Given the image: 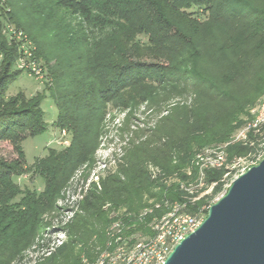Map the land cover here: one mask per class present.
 I'll list each match as a JSON object with an SVG mask.
<instances>
[{
  "label": "trees",
  "instance_id": "1",
  "mask_svg": "<svg viewBox=\"0 0 264 264\" xmlns=\"http://www.w3.org/2000/svg\"><path fill=\"white\" fill-rule=\"evenodd\" d=\"M0 11L29 42L56 107L53 124L70 135L26 164L22 141L45 131L42 98L6 95L20 72L10 70L17 51L0 25V142L16 152L0 156V264L92 259L115 211L133 241L141 217L174 203L190 214L210 206L234 163L262 150L264 123L245 140L232 136L264 94V0H0ZM112 110L124 125L140 124L116 128L129 135L117 174L103 164L88 180ZM209 149L224 161L202 167L199 186L195 160ZM23 174L41 178L42 189L21 188L14 177ZM72 183L77 197L63 203ZM50 228L67 239L55 244ZM28 249L37 254L23 263Z\"/></svg>",
  "mask_w": 264,
  "mask_h": 264
},
{
  "label": "rangeland",
  "instance_id": "2",
  "mask_svg": "<svg viewBox=\"0 0 264 264\" xmlns=\"http://www.w3.org/2000/svg\"><path fill=\"white\" fill-rule=\"evenodd\" d=\"M0 25H1V35L3 39L6 41L8 48L14 46L16 47L17 56L14 58L11 64V72H20L18 77L8 86L6 91L7 96L15 95L17 92H23V94L27 97H37L42 98L41 108L44 112V124L45 131L36 136H28L26 137L21 145L25 156L26 164H31L35 157H39L44 155L47 152L48 148H52L55 150H59L61 147L65 146L69 142L70 135L66 132L60 131L53 124L56 118V107L54 106L51 98L49 97L48 91L46 89V80L43 75H35L34 73H28L23 68L25 63L30 62V58L28 55L24 53L26 49L29 47L28 41H24L25 38L21 32H17L14 28L13 23L9 22L2 12L0 11ZM1 58L2 55L0 53V70H1ZM44 74V73H43ZM45 75V74H44ZM260 101V99H259ZM259 101L248 108L250 114L255 115L258 109ZM146 109L140 107L138 111L134 113L135 117L140 121L144 119L146 113L141 114ZM115 117L109 123L108 129L109 132L103 138L102 145L97 149L95 153L96 163L92 169L89 170L88 180L91 178L93 180H97V176L99 171L102 169L103 164L106 167H110L112 165V172L117 174L116 167V159L120 156V145L122 144V139L126 140L127 133L124 131L122 134L118 130L117 127L126 128V129H134L136 125H139L135 119H131L127 122V125H124V113L117 112L116 110L111 111ZM148 112V111H147ZM122 138V139H121ZM264 146V142L262 143ZM0 156L10 160L16 157V152L14 151L12 145L8 142H0ZM264 157V147L255 157L250 158H240L238 159L234 165L231 167L233 169L231 176L228 178V183L224 187H228L232 179H234L237 175L244 172L250 166L256 165L262 158ZM197 159L195 160V164H197ZM79 173L75 176H78ZM74 178V181H75ZM16 183L22 188L24 186L32 189L35 188L37 190H41L43 187V181L38 176H32L31 174H23L14 177ZM72 185L68 187L64 193L65 199L63 203L70 204L71 200L77 197L74 193V188ZM209 192V190L205 191ZM200 197V196H199ZM219 196H215L213 200H216ZM62 201L58 202V204H63ZM169 211V208L168 210ZM119 211H115L114 216H117V220L123 222L120 216H118ZM66 213V212H65ZM69 215V213H68ZM67 216L63 217V220H66ZM156 218V217H155ZM54 222L58 221V217H55ZM153 219L150 221L144 220L143 217L139 219L138 224L141 225V228L137 229L135 235L138 239H145L151 234V228ZM50 237L52 238L55 244H58L60 241L67 239V236L61 231H57L56 229L50 228ZM108 238L106 236L103 237L102 243L96 242L94 256L92 259H88L84 256L82 258H86L87 261L93 262L95 261L104 251L109 250L112 245L111 243H107ZM109 248V249H106ZM37 253L33 252L31 249H28L25 252V259H23V263H27V259H33ZM40 254V252H39ZM82 259L80 260L81 264Z\"/></svg>",
  "mask_w": 264,
  "mask_h": 264
},
{
  "label": "water",
  "instance_id": "3",
  "mask_svg": "<svg viewBox=\"0 0 264 264\" xmlns=\"http://www.w3.org/2000/svg\"><path fill=\"white\" fill-rule=\"evenodd\" d=\"M161 264H264V157L232 179Z\"/></svg>",
  "mask_w": 264,
  "mask_h": 264
},
{
  "label": "built area",
  "instance_id": "4",
  "mask_svg": "<svg viewBox=\"0 0 264 264\" xmlns=\"http://www.w3.org/2000/svg\"><path fill=\"white\" fill-rule=\"evenodd\" d=\"M26 41V40H24ZM29 43V42H28ZM30 44L24 51L29 56L30 62L25 63L23 68L28 73L43 75L38 63L31 57ZM264 123V94L260 97L258 109L254 117L243 123L234 132L233 140H245L247 133L251 130L257 131L260 125ZM264 147V146H263ZM199 167V183L202 181V167L206 165L220 166L224 161L222 150L209 149L202 156L197 158ZM209 205L201 207L196 213L190 214L181 210V206L174 203L169 211L159 217H154L151 228V234L145 239L136 238L130 241L128 236H124L122 224L117 219L110 222L107 233L108 242L112 247L106 248L95 261L89 262L82 258L81 264H161L173 249L187 234L193 232L201 223L205 214L203 209ZM107 242V243H108Z\"/></svg>",
  "mask_w": 264,
  "mask_h": 264
}]
</instances>
